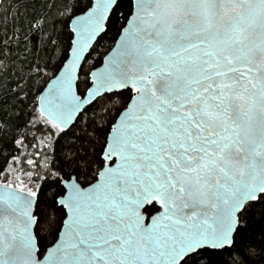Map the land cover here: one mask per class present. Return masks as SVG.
Segmentation results:
<instances>
[{"label": "snow or ice", "instance_id": "6c2138e0", "mask_svg": "<svg viewBox=\"0 0 264 264\" xmlns=\"http://www.w3.org/2000/svg\"><path fill=\"white\" fill-rule=\"evenodd\" d=\"M11 4L0 264H264V0Z\"/></svg>", "mask_w": 264, "mask_h": 264}, {"label": "trees", "instance_id": "16d2710c", "mask_svg": "<svg viewBox=\"0 0 264 264\" xmlns=\"http://www.w3.org/2000/svg\"><path fill=\"white\" fill-rule=\"evenodd\" d=\"M25 2H27V3H31V0H20V3L21 4H23V3H25ZM14 7H15V0H12V4H11V9H14ZM22 11H23V9H22ZM13 15H15V12H14V10H10V12H9V14H8V17H9V21H11V18H12V16ZM23 17H21V22H23Z\"/></svg>", "mask_w": 264, "mask_h": 264}]
</instances>
